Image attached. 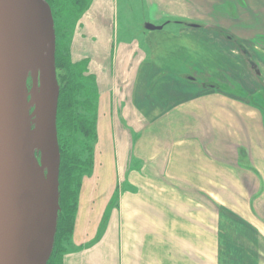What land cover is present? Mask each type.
Returning a JSON list of instances; mask_svg holds the SVG:
<instances>
[{"label":"crops","instance_id":"obj_1","mask_svg":"<svg viewBox=\"0 0 264 264\" xmlns=\"http://www.w3.org/2000/svg\"><path fill=\"white\" fill-rule=\"evenodd\" d=\"M107 1L94 0L86 15L87 18L92 14L91 23L82 33L87 38L92 34L103 43L111 33L106 34L105 24L99 17L111 20L112 15L118 16L116 9L108 8ZM231 1L235 0H142L146 17L135 28L131 45L135 48L138 42L143 50L138 58H133L134 66L137 65V71H133L138 81L135 87L139 89V102L142 100L144 105L138 107L143 122L133 149L127 142L125 150L122 145L117 148L109 119L98 124L93 170L83 179L71 237L75 238L78 252L65 255L63 264H173L165 257L170 255L168 241H172L179 253L181 247L193 249L195 246L198 253L194 251V261L187 264L235 261L253 264L244 250L224 248L223 243L214 240L206 230L182 222L178 215L172 214V208L180 207L179 197L174 203V195H171L174 193L165 187V180L175 183L177 179L200 186L196 181L211 182L213 171L229 173L230 169H236L216 153L226 148L228 142L239 145L240 120L251 136L255 134L260 139L259 126L254 125V121H259L258 115L220 93L194 91V95H200L198 98L171 102L175 93H179L181 82L185 81L180 74L196 78L201 62L205 65L201 69L202 79H210L213 71L222 70L219 31L259 49L264 47V0H243L249 11L239 8L236 20L227 15L226 5ZM105 9L109 11L108 16ZM181 21L198 25V28L187 27L194 35L187 43L179 41L178 35H172L171 39L167 32L148 31L143 27L151 24L164 29L172 25L175 27L171 28L177 30L184 27L175 23ZM138 29L144 30L145 35L143 32L139 35ZM86 31L91 32L90 35ZM120 41L117 37L116 42ZM82 44L85 45L81 41ZM180 47L188 52L183 61ZM215 62L219 66L214 65ZM188 67L190 71H186ZM161 74H165L163 79H159ZM133 128L138 129L136 125ZM210 137L213 140L208 146L206 140ZM128 155L130 161L142 163L140 169L128 174V182H136L137 185L132 184L137 189L127 200L128 194L124 195L126 191L118 182L125 173ZM164 192L171 197V203L164 200ZM117 194L119 202L115 201ZM114 202L117 203L114 205ZM182 259H178V264Z\"/></svg>","mask_w":264,"mask_h":264},{"label":"water","instance_id":"obj_2","mask_svg":"<svg viewBox=\"0 0 264 264\" xmlns=\"http://www.w3.org/2000/svg\"><path fill=\"white\" fill-rule=\"evenodd\" d=\"M55 50L45 0H0V264H47L53 251L60 211ZM129 164L130 155L126 173Z\"/></svg>","mask_w":264,"mask_h":264},{"label":"flooded vegetation","instance_id":"obj_3","mask_svg":"<svg viewBox=\"0 0 264 264\" xmlns=\"http://www.w3.org/2000/svg\"><path fill=\"white\" fill-rule=\"evenodd\" d=\"M93 3L94 0L87 12ZM115 3L117 9L116 0ZM226 6L228 17L235 20L238 19L239 8L249 11L243 0L228 2ZM105 12L108 16L109 11L105 9ZM103 17H99L100 22L105 24L106 34L110 35L109 33H111L110 38L104 39V43L102 40H97L94 36L89 39L81 34V41L86 44L89 40L93 45V52L98 54L96 62L92 59L90 64L93 63L95 66H93V69L95 68L99 73L93 72V75V73L88 72L89 70L85 68V65L80 64L82 69L80 77L84 82L83 88L85 91L83 89L82 97L79 100V112L86 119L93 122L96 135L98 124L106 123L109 119L117 141V148L122 145L125 150L127 142H129L133 149L135 139L143 122L140 119L141 111L138 107L144 106L142 100L141 103L139 102V91H137L139 89L135 87L138 81H136L133 71L134 69L137 71V65L134 66L133 58H138L143 53V50L137 41L136 47H132L133 38L128 41L122 39L125 27L128 29L132 27L131 25L122 23L121 19L118 22V18L115 15H112L111 20L108 17ZM175 23L186 28V24H188L182 21ZM219 36L222 41L221 52L223 54V67L220 79V83L223 86L221 87L222 91L220 90V94L251 109L254 114L258 115L259 121H254V125L259 126L260 139L255 137V134L251 136V133L247 132L244 121L240 120L241 141L238 143L239 145L228 142L225 144L226 148L216 153L227 164L236 168L230 169L229 173L235 172L233 176L235 177L236 174V177H238L239 184L237 185L239 187L234 188L231 185L233 184L232 181L228 177H224L223 186L221 185V189L217 190V192L221 193V196L223 195V199H228L232 202H235L232 198L233 192L238 193L241 191L243 194L245 193V195L240 196L239 193L238 195L242 202V207L246 210L248 216L247 218H235L232 216L236 223L232 227H226V236L228 239L233 238L238 241L237 236L243 238L247 231L251 232L253 235L252 244L254 246L258 245V247L246 249L244 252L250 257L251 263L264 264V82L262 81L264 73L259 70L260 65L264 67V56L259 48L250 42L239 41L224 31H219ZM117 37L121 40L120 42H116ZM96 40L99 45L94 47ZM84 53L82 49V58L88 59V57L84 56ZM186 71H190V67ZM228 71H233L236 74L235 82L237 87L235 88H229L226 84L230 78ZM164 75L161 74L159 79ZM179 77L188 82H196V78L190 74L187 76H181L180 74ZM211 80L212 78L207 79L204 84L202 83L203 87L199 89L213 88L216 90V84L212 83ZM89 96L91 97V101L87 99ZM145 96H147L146 89ZM135 125L138 129L133 128ZM97 140L98 135L93 148V157ZM212 140V137L207 138L206 142L208 146ZM90 175L85 177H89ZM259 177L261 180H259ZM261 187H263L262 194L256 198ZM249 202H252L250 204L251 207L248 205ZM233 234L236 236H233ZM234 263L242 264L241 261H235Z\"/></svg>","mask_w":264,"mask_h":264},{"label":"rangeland","instance_id":"obj_4","mask_svg":"<svg viewBox=\"0 0 264 264\" xmlns=\"http://www.w3.org/2000/svg\"><path fill=\"white\" fill-rule=\"evenodd\" d=\"M109 1V3H108ZM108 8L111 9H116L115 7V0H108ZM117 1V18H118V22L120 21V19L122 20L121 22L126 23L131 25L132 27H129L128 29L125 27V32H124V37L122 39H126L127 41L132 37V34H135L134 30H137L135 28H137V25L140 24V21L142 19H144V6L142 3V0H116ZM50 7V6H49ZM94 7V6H93ZM97 7V6H96ZM107 8V7H106ZM88 10V9H87ZM87 10L84 12V14L78 18L77 20L74 21L73 27H71V29L67 28V37L65 38V40L62 42V46H64L65 49H67L68 52V56H69V61L71 63V65L75 66L78 70H82L80 67V64L85 65L86 69L89 70L88 72L90 73H99L98 70H96L95 68L93 69L94 64H90V61L93 59L95 60L94 62H96V57L98 56V54L93 52V45L90 43V41L88 40V42L83 46H81V34L83 33L84 30L87 29V25L91 23V19H92V14L91 16H88L86 18L87 15ZM57 11V10H54ZM52 13V12H51ZM167 18H165L164 20H166ZM56 21L57 23L61 22L62 19L58 16H56ZM171 23V22H170ZM84 24V26H83ZM172 24V23H171ZM128 26V25H127ZM171 27H175L172 25H168L166 26L164 29H162V31H159L160 33L163 32H167L169 35L168 37L171 38L172 35H178L177 37L178 40L180 39L181 41H183L184 43H187L188 39H192L194 38L193 32L190 30L188 31V28L185 27H181V28H177V30H173V28ZM98 29V28H97ZM139 30V29H138ZM87 32V31H86ZM144 30L140 29L139 30V35H143ZM88 35H90L91 32H87ZM145 35V33H144ZM92 34L90 35L89 39H91ZM138 39H140V37H137ZM56 39V36H55ZM172 39V38H171ZM179 40V41H180ZM182 44L185 46V44ZM99 45V43L96 42V44H94V47H97ZM83 47V48H82ZM261 48V47H260ZM82 49L85 52L84 56L88 57L87 58H82ZM86 49V50H85ZM260 52L263 54L264 56V47H262L261 49H259ZM56 52V50H55ZM180 53H181V61H183V56L185 54V56L188 57V52L187 49H184L182 47H180ZM91 57V58H90ZM191 58V57H189ZM214 65L219 66L216 64V62L214 63ZM90 66V69H89ZM199 66V65H198ZM205 65L201 62L200 64V69L196 70L197 74H196V82H194V84L189 83L188 81H183L180 84V88L178 89V94L175 93L176 97L174 100H171V102L177 103L180 101H188L194 97L200 96L199 94H209V93H220L221 87L223 86V84L220 83V79H221V71H213L212 72V83L216 84V90L213 88H203V89H199L202 86V83L204 84L207 79H202L200 78V76H203L202 70L203 67ZM80 67V68H79ZM95 67V66H94ZM97 67V65H96ZM259 70L261 72L264 73V67L263 65H260ZM93 73V75H94ZM228 75H229V79H228V83L227 86H229V88L231 87H237L236 86V74L233 71H228ZM92 75V74H91ZM92 75V77L94 78V76ZM98 75V74H97ZM163 79V78H162ZM262 81L264 82V78L262 79ZM221 90V91H220ZM194 91H198L200 92L197 95H194ZM141 161H130L129 164V168H128V172L126 173L127 176H125V173L123 172L122 176H120L119 178V182L118 184L122 186L123 191L126 193L124 194L126 196V194H128L126 196L125 199H131L130 196L133 195V193H135V190L137 189L136 186H134V184L137 185V183L132 182L129 183L127 178H128V174L130 173L131 170H138L140 169L141 166ZM214 163V162H213ZM140 164V166H139ZM217 172V173H216ZM235 173V172H234ZM234 173H222L221 171H213L212 172V176H211V182H207V181H196V183H200V186H195L194 184H192V182H186L183 181L181 179H177L172 183L170 181H166L165 183V187L169 190H171L174 194L173 196V200L175 203V200L177 197H179V203H180V207L179 209H176L175 207L171 209L172 214L174 215H178L181 218L182 222H186L189 225H193L199 229H203L206 230V232H209L213 238H215L214 240L220 241L222 244V246L224 248L226 247H232L233 249H239V250H244L246 251V249H254V247H258V245H253L252 244V240H253V235L251 232L247 231L243 238L237 236L238 241L233 239V238H229L226 236V227H232L234 226L236 223L232 216H234L235 218H247V213L246 210L243 209L242 207V202L240 201L239 195H245V193L243 194V192L239 191V195L236 192L232 193V198L235 202L232 201H228L223 199V195L221 196V193L217 192V190H220L221 187L223 186V178L224 177H228L233 184H231L234 188H238L239 186L237 184H239L236 174L235 177L233 176ZM161 178H163V176H161ZM137 179L140 181V179L137 177ZM190 179H193V177H190ZM222 180V181H221ZM259 180L260 177H259ZM181 182V183H180ZM185 182V183H182ZM188 183V184H187ZM209 183V185H208ZM235 184V185H234ZM133 185L134 188L131 186ZM222 185V186H221ZM206 187L208 189H206ZM241 187V186H240ZM262 189L263 187H261L260 191L257 193V196H260L262 194ZM123 192V193H124ZM119 196L121 194V191L119 189L118 192ZM117 196L115 197V201L119 202V197ZM142 194V193H140ZM165 194L164 200L168 201L171 203L170 201V196L166 195V193H162ZM223 194V193H222ZM144 198L145 195L142 194ZM177 195V196H176ZM114 202V205L117 203ZM252 202H249L248 205L249 207H251ZM113 205V203H112ZM230 217V218H229ZM233 236H236L235 234H233ZM232 239V240H231ZM114 242V241H113ZM167 242V241H166ZM165 242V243H166ZM171 245H169L167 248L170 250V255L165 256L166 260H169L171 263L173 264H178V259H182L183 261L181 262V264H187L188 261H194L195 257L192 255L194 253V249L195 246L193 247V249H189V247H181V251L179 253V251L172 246V241H168ZM214 246V244H213ZM67 253L68 254H76L78 252V248L75 245V238H72L70 243H66L65 244ZM214 248V247H213ZM112 251H114V247L112 249ZM119 251L117 250V253ZM196 252V251H195ZM198 253V252H196ZM214 254V253H213ZM110 255H112L110 253ZM172 256V257H171ZM215 255H213L214 257ZM218 259V258H217ZM110 262H114V260L112 261V259H109ZM234 263V262H232ZM231 263V264H232ZM220 264V263H219Z\"/></svg>","mask_w":264,"mask_h":264},{"label":"trees","instance_id":"obj_5","mask_svg":"<svg viewBox=\"0 0 264 264\" xmlns=\"http://www.w3.org/2000/svg\"><path fill=\"white\" fill-rule=\"evenodd\" d=\"M45 1L52 12L56 36L55 63L59 86L56 129L60 151V211L54 247L47 264H63L67 253L65 244L70 243L74 229L82 180L92 171L97 135L93 122L79 112L84 82L80 77L81 70L71 65L62 42L67 37V28L73 27L74 21L84 14L93 0ZM56 16L62 21L57 23ZM87 99L91 101L90 96Z\"/></svg>","mask_w":264,"mask_h":264},{"label":"bare ground","instance_id":"obj_6","mask_svg":"<svg viewBox=\"0 0 264 264\" xmlns=\"http://www.w3.org/2000/svg\"><path fill=\"white\" fill-rule=\"evenodd\" d=\"M32 104V102H31ZM32 114V111H30V115ZM33 118V117H32ZM31 126H32V129H33V119H32V122H31Z\"/></svg>","mask_w":264,"mask_h":264}]
</instances>
